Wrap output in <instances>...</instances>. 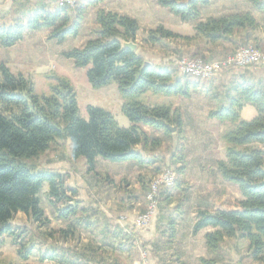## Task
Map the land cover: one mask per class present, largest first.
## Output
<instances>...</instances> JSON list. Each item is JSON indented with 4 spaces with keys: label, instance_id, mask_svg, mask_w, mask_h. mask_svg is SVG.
Masks as SVG:
<instances>
[{
    "label": "trees",
    "instance_id": "trees-1",
    "mask_svg": "<svg viewBox=\"0 0 264 264\" xmlns=\"http://www.w3.org/2000/svg\"><path fill=\"white\" fill-rule=\"evenodd\" d=\"M100 1L81 0L72 10L67 6L53 12L44 6L29 9L22 20L9 26L0 25V46L14 45L26 30L45 29L50 30V39L61 44L66 37L78 35L83 13L89 5ZM156 1L184 22L198 19L199 5L210 2ZM251 1L257 10H264V0ZM96 24L91 30L93 37L80 48L63 51L62 56L73 60L76 67L85 69L86 79L93 88L112 81L117 83L122 100L120 110L130 122L126 128L118 125L111 111L101 107L89 105L86 108L88 118L80 117L76 90L70 79L49 71L37 76L42 80L38 86L35 80L0 63V244L4 237H10L11 242L18 245L17 254L22 260L28 259L36 243V238L26 240L29 233L41 238L57 235L64 243L50 244V250L39 257L40 261L49 260L54 264H100L95 262L94 254L106 247L113 255V239L121 238V230L115 227L112 232L106 230L110 235L103 236L100 245L88 243L83 247V252H88L87 246H90L91 254L86 256L79 254L80 249L76 250L79 230H89L93 226L91 219L97 214L78 217V213L85 210L79 201L74 200L75 191L67 190L71 195L67 196L59 173L36 169V162L57 140H68L72 158L83 157L89 171L94 170L98 157L114 163L132 159L140 164L159 163L156 172L168 164L175 167L177 174L185 170V158L179 146L183 123L173 105L177 96L189 95L192 85L188 78L158 69L138 52L124 47L125 42L135 41L138 24L133 18L99 9ZM257 32L261 36L255 35ZM234 36H239L242 41H252L257 49L264 51V21L259 24L248 12L198 22L194 25L193 36H180L159 25L146 32L143 42L154 45L162 39L181 38L211 48L222 42H232ZM246 104L255 108V116L250 120L240 114ZM208 116L216 119L220 126L223 157L217 162V169L225 180L238 187L241 199L238 210L196 211L193 232L213 229L204 234V244L213 257L201 262L216 264L224 239L236 237L246 241L252 260L264 263V153L252 146L264 144V81L228 83ZM165 124L176 128L174 134L178 141L169 159L154 154L160 140L149 138L139 128V125L148 126L166 136L172 135ZM131 148L135 152L129 154ZM44 182L49 185L46 196L53 203L68 201L56 208V217L63 220L76 217V220L65 228L36 232L37 235L32 226L14 227L12 220L19 212L25 214L31 223L46 225L39 197ZM165 193L167 190L159 188L156 200L159 201V196ZM171 226L173 223L168 232L173 237ZM105 229L107 226L102 229V235L106 234ZM125 246L124 242L117 250L122 252ZM127 255L132 261H137L140 256L133 249L127 250ZM113 256V262H117L118 255Z\"/></svg>",
    "mask_w": 264,
    "mask_h": 264
},
{
    "label": "crops",
    "instance_id": "crops-1",
    "mask_svg": "<svg viewBox=\"0 0 264 264\" xmlns=\"http://www.w3.org/2000/svg\"><path fill=\"white\" fill-rule=\"evenodd\" d=\"M36 6H44L51 12L59 9L57 0H0V25L9 26L18 20H22L27 11ZM99 9L127 15L136 20L138 30L134 41L137 45L135 51L146 62L149 61L158 69L173 73L178 72L180 58L198 55L199 51L194 42L170 38L149 45L143 42L148 30H153L162 25L180 36H193V27L196 23L208 18H220L241 12L250 13L259 24L264 21V10H257L251 0H210L207 5H199L198 19L185 22L168 8L158 4L156 0H102L87 7L80 22L78 35L75 37L78 42L68 48H80L88 39L93 37L91 30L97 26L96 12ZM185 24L190 25L188 26L191 29L189 33L183 32V25ZM45 33L48 31L46 30ZM45 33L26 30L22 39L14 45L6 48L0 47V62L17 67L39 66L50 62L55 56L51 55V58L50 53L46 52L44 42L48 34ZM67 39L65 41H68ZM241 42L239 36H234L232 42L220 43L215 48L216 52H212L211 57L225 60L230 56L229 53L235 50V46ZM200 54L204 55L206 52L202 50ZM227 68V72L215 78L209 86H202L194 82L192 78L187 77L192 85L189 96H177L173 110L180 114L183 123V139L179 145L182 147V153L185 156V170L178 174L174 188L159 196L157 213L144 227L137 228L133 222L137 215L146 209L145 193L147 192L145 191H147L148 181L154 175L152 180L155 179L157 175L155 167L159 163L140 164L133 159L114 163L98 157L95 160L94 170L89 171L83 157L72 158L69 142V160L71 163L69 167L76 163L75 166L78 170L76 177L78 179L76 185L73 186V176L70 175L72 178L71 185L65 184V187L67 190L75 191L80 207L85 210L84 213L79 212L78 217L97 214L91 219L93 226L89 230H79V243L76 246V250L80 249L79 254H91L90 246H87L89 253L83 252V247L88 243L100 245L101 238L110 235L107 232H112L115 227H118L121 230V238L113 239L115 246L113 255H118V261L113 262L114 256L111 249L104 247L102 251L94 254L97 259L95 262L100 264H202V259L212 257L204 245V234L213 229L204 228L196 233L193 232L196 211L199 209L210 212L238 210V205L232 207L230 203L236 204V201L238 203L241 195L238 187L225 180L217 169V162L220 160L218 152L219 124L216 119L208 116L216 104L210 101L205 91L220 90V85L217 86V80L223 81L222 79L226 80L223 83L242 82L244 80L264 81L263 63L244 68ZM230 69L231 71H229ZM206 87L207 89H205ZM129 125L130 122H128ZM139 128L149 138L160 140V146L154 151V154L169 159L176 142L178 143L176 134L166 136L159 130L143 125H139ZM137 147L140 148V146ZM168 148L169 152H167ZM44 169L57 172L60 175L67 174V171H54L53 168ZM90 177H93L97 182L92 187L86 188L84 186L85 181H88ZM111 181L112 183H110ZM231 192H233L232 198ZM47 199L50 202L48 208H43L40 205L44 218L47 220L46 225L31 223L29 218L20 212L16 216L24 215L26 226H32V229L36 230L37 233H42L46 228L49 231H56L65 228L69 222L76 220V217L72 220L58 219L56 217L57 204L52 203L50 198L47 197ZM171 223H173L171 226L174 230L173 237H170L168 232ZM106 226L107 229L104 231L106 234L102 235V229ZM30 238L33 237L29 233L26 240ZM124 242L126 245L124 251L119 252L117 249ZM10 243L12 248L17 251L18 246L11 242V238ZM60 243L61 241L54 245L58 246ZM235 243V239L228 237L222 249L234 251ZM3 244L4 239L0 247ZM69 245L71 246V243ZM49 246L48 243L36 242L31 255L28 259L22 260V263L34 264L33 259L35 258L37 264H54L52 261H40L39 259L41 254L50 250ZM129 249L140 254L137 261H132L128 257L127 250ZM5 263L8 264L4 259V252L0 248V264Z\"/></svg>",
    "mask_w": 264,
    "mask_h": 264
},
{
    "label": "rangeland",
    "instance_id": "rangeland-1",
    "mask_svg": "<svg viewBox=\"0 0 264 264\" xmlns=\"http://www.w3.org/2000/svg\"><path fill=\"white\" fill-rule=\"evenodd\" d=\"M78 1H81V0H76L74 4L67 6V7H69V9L72 10ZM57 5H58V0H57ZM188 26H190V25H186V24L183 25V32L184 33H189V31L191 30L190 28H188ZM193 29H194V27H193ZM46 30L48 31V33H45ZM33 31H43V33L48 34L46 39H45L44 44H45L46 52L50 53V57H51V55L55 56V58L53 60H51L50 62L43 64V65H39V66L33 65V66H26V67L25 66L24 67H22V66L17 67V66L7 65L4 62H0V63L6 64L11 69V71H13L15 73L21 72L27 78H29L31 80H35L38 86L42 83V80L39 77H37L38 75L43 74V73H47L49 71H54L57 74L70 79L71 83L75 87L76 103H77V107H78L80 117H82L84 119L88 118L86 108L89 105L95 106V107H101L103 109L111 111L114 119L116 120V122L118 123V125L120 127H124V128L128 127L129 121H128L127 117L120 110L121 105H122V100L119 96L117 83L115 81H112L111 83L104 85V86H101L99 88H93L90 86V84L88 83V81L86 79L85 69L80 68V67H76L74 65V63H71L73 60L70 61L71 59H67V58L62 56L63 51L69 50L71 48H68V47H70L71 45L77 44L78 40L75 38L76 36L75 37L68 36V37H66V38H68L67 39L68 41H65L66 40V38H65V40L61 44H58L55 40L49 38V34H50L49 29L33 30ZM255 35L261 36L260 32H257ZM179 39H181V38H179ZM173 40H175V39H173ZM185 42H191V41H185ZM193 42L195 44L196 49L199 51L198 55L197 54L188 55V56L186 55L187 57L180 58L178 72L177 73L172 72L174 76H177V77H184L185 76L180 72V63L184 60H192V59H201L203 61L218 60L216 58H212L211 55H212V52H214V51L216 52L215 48L220 43L215 45V46H212L211 48H208V46L203 45V43H201V42L194 41V40H193ZM244 45H253L254 46L252 41H242L238 46H235V50L241 46H244ZM59 47H61V49H59ZM2 48H5V47H2ZM202 50H204L206 52V54L201 55L200 52ZM235 50L231 51L229 53V55L231 56L235 52ZM258 50L264 54V51H262L260 49H258ZM227 56H228V54H227ZM218 61H223V60H218ZM148 63H150V62L148 61ZM150 64H152V63H150ZM253 65H255V64H253ZM249 66H252V65H249ZM227 67H231V66H227ZM227 67H224L215 76H213L212 78L207 79V80H199V79H195V78H192L189 76H186V77H189L190 79L192 78L194 82H197V83L201 84L202 86L203 85L209 86V84L211 82L213 83V80L215 78L220 77V75L225 74L227 72V69H228ZM241 68H244V67H241ZM229 71H231V69ZM222 80L223 81L217 80V86H218V84L220 85V88H219L220 90H214L211 92H209L207 90L205 91L206 96L208 94L212 95V96L208 95L207 97L210 99V101H212L215 104H217V102L220 100L221 94L228 84V83H223L224 81H226L225 79H222ZM205 89H207V87ZM176 98H175V100H176ZM175 100H174V102H175ZM255 113H256L255 108L250 104L244 105L240 111L242 118L247 119V120L252 119L255 116ZM175 132H171V133L174 134ZM219 132H220V126H219ZM182 136H183V134H182ZM182 139H183V137H182ZM176 146H177V142H176ZM252 146H256V147L260 148L264 153V144H254ZM175 147L173 148L172 151H174ZM218 147H219L218 152H219V156L221 159L223 157V146L219 140V135H218ZM69 149H70V147H69V141L68 140H64V141L57 140L55 142V144H53V146L50 149H48L46 152H44V154L40 157V159L35 164L36 169L37 168L38 169H44V168H51L52 169L53 168L54 171H58V170L67 171V174L61 175V179H62L61 182L63 184V187L66 189V191H67V188L65 187V184L67 186H70L71 182H72L71 181L72 178H70V175L73 176V186L76 185L77 179H78L76 177L77 176L76 174H78V172H76V171H78L76 169V166H75L76 163L74 164V166L69 167V165L71 164L70 160H69ZM167 152H169V148L167 149ZM180 153L184 156V154L182 153V147L180 148ZM184 158H185V156H184ZM179 165H180V163H177V166H179ZM65 168H67V169H65ZM164 168L172 170L174 172L176 178H177L178 174L176 173L174 166H170L168 164V165L164 166L163 169ZM156 173L158 174L159 172H156ZM154 176L148 181V186L146 188L147 191H145V192H148L150 182L153 181L152 179L154 178ZM96 182L97 181L94 180L93 177H90V178H88V181H85L84 186L86 188H88L90 186L92 187L94 184H96ZM110 183H112V181ZM175 183H176V180L172 183H169L170 185H169V189L167 190V192L171 191L174 188ZM68 184H70V185H68ZM48 188H49L48 183L44 182L42 185L41 193L39 195L40 205L43 208H48L50 206V202L47 199L46 192H45V191H48ZM44 189H45V191H44ZM66 195L71 196L68 191H67ZM94 196H97V194H94ZM145 196H146V193H145ZM232 197H233V192H231V198ZM74 200H77L76 196H74ZM67 202L65 200H62V202L59 201V202H54V203H56L58 208H60V207L64 206ZM158 202L159 201H157V210H158ZM79 205H80V202H79ZM230 205L232 207H236L238 205V203H237V201H236V204H233L231 202ZM156 213H157V211H156ZM24 220H25L24 215L20 214V215L16 216V218L14 220H12V224L14 227L26 226L27 223H24ZM45 230L49 231V230H47V228ZM34 232L36 233V230H34ZM33 235H32V237H33ZM36 235H37V233H36ZM35 238H36V242H39V243L56 244V243H59V241H60L59 237L57 235H54L51 238L49 237V240L46 237L45 238L44 237H42V238L41 237H33L32 239L35 240ZM232 238L235 239V241H236L235 249H233L234 251H229V250L225 251L224 249H222V246H224V242L226 239H228V237L225 238L222 245H221L220 252L216 256V261L218 264H264V263L254 261L249 257L248 251H247L246 241L240 240L236 237H232ZM69 243H71V242H69ZM61 244H64V243L61 242L60 245ZM0 248H1V250H3L4 259L7 261L8 264H24V263H22V259L18 256L16 249L12 248V244L10 243L9 237H4V244ZM212 257H213V255H212ZM212 257L209 259H212ZM36 260L37 259H35V258L33 259V261L35 262L34 264H37Z\"/></svg>",
    "mask_w": 264,
    "mask_h": 264
},
{
    "label": "built area",
    "instance_id": "built-area-1",
    "mask_svg": "<svg viewBox=\"0 0 264 264\" xmlns=\"http://www.w3.org/2000/svg\"><path fill=\"white\" fill-rule=\"evenodd\" d=\"M75 0H58L59 7H66L74 4ZM264 63V54L253 45H244L235 50V52L223 61H203L201 59L184 60L180 64V72L183 75L207 80L215 76L224 67L234 68L246 67L253 64ZM176 180L174 172L170 169L162 168L150 183L146 193L147 205L143 213L137 215L134 220V226L137 228L148 225L157 211V192L159 188L169 189V183Z\"/></svg>",
    "mask_w": 264,
    "mask_h": 264
},
{
    "label": "water",
    "instance_id": "water-1",
    "mask_svg": "<svg viewBox=\"0 0 264 264\" xmlns=\"http://www.w3.org/2000/svg\"><path fill=\"white\" fill-rule=\"evenodd\" d=\"M124 47H125V48H128V49H130V50H132V51H135L137 45L134 43V41L130 40V41L124 43ZM147 63H148V62H147ZM165 127H166L170 132H175V131H176V128L173 127V126H170L169 124H165ZM134 152H135V149H134V148H131V149L129 150L128 153L131 154V153H134Z\"/></svg>",
    "mask_w": 264,
    "mask_h": 264
},
{
    "label": "bare ground",
    "instance_id": "bare-ground-1",
    "mask_svg": "<svg viewBox=\"0 0 264 264\" xmlns=\"http://www.w3.org/2000/svg\"><path fill=\"white\" fill-rule=\"evenodd\" d=\"M76 1V0H75ZM75 1H74V3H75ZM72 5V4H71ZM170 185V184H169Z\"/></svg>",
    "mask_w": 264,
    "mask_h": 264
}]
</instances>
